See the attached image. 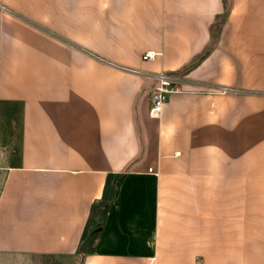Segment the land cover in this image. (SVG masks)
<instances>
[{
    "label": "crops",
    "instance_id": "1",
    "mask_svg": "<svg viewBox=\"0 0 264 264\" xmlns=\"http://www.w3.org/2000/svg\"><path fill=\"white\" fill-rule=\"evenodd\" d=\"M0 154V264H264V0H0Z\"/></svg>",
    "mask_w": 264,
    "mask_h": 264
},
{
    "label": "built area",
    "instance_id": "2",
    "mask_svg": "<svg viewBox=\"0 0 264 264\" xmlns=\"http://www.w3.org/2000/svg\"><path fill=\"white\" fill-rule=\"evenodd\" d=\"M155 55H156V52L154 50L149 49L143 52L142 58L145 60H151L155 57ZM155 76L158 80V84L156 85L151 95V106H150L149 113H150V116L152 117L158 116L162 108V105L164 104L168 96L171 93L179 90L176 84V80L173 77L163 72L157 73ZM223 91L227 92L226 89H223ZM148 171L151 172L152 168L149 167Z\"/></svg>",
    "mask_w": 264,
    "mask_h": 264
},
{
    "label": "rangeland",
    "instance_id": "3",
    "mask_svg": "<svg viewBox=\"0 0 264 264\" xmlns=\"http://www.w3.org/2000/svg\"><path fill=\"white\" fill-rule=\"evenodd\" d=\"M1 161H2V156H1V154H0V163H1Z\"/></svg>",
    "mask_w": 264,
    "mask_h": 264
}]
</instances>
